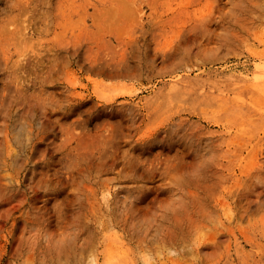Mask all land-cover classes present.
Listing matches in <instances>:
<instances>
[{
  "label": "rangeland",
  "instance_id": "rangeland-1",
  "mask_svg": "<svg viewBox=\"0 0 264 264\" xmlns=\"http://www.w3.org/2000/svg\"><path fill=\"white\" fill-rule=\"evenodd\" d=\"M0 264H264V0H0Z\"/></svg>",
  "mask_w": 264,
  "mask_h": 264
}]
</instances>
